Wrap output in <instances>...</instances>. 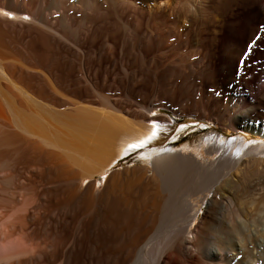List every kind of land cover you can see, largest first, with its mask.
<instances>
[{
    "label": "bare ground",
    "instance_id": "1",
    "mask_svg": "<svg viewBox=\"0 0 264 264\" xmlns=\"http://www.w3.org/2000/svg\"><path fill=\"white\" fill-rule=\"evenodd\" d=\"M141 1L113 6L119 50L109 0H0V264H264V144L164 152L150 116L264 138V0H188L163 36L143 19L174 5Z\"/></svg>",
    "mask_w": 264,
    "mask_h": 264
},
{
    "label": "rangeland",
    "instance_id": "2",
    "mask_svg": "<svg viewBox=\"0 0 264 264\" xmlns=\"http://www.w3.org/2000/svg\"><path fill=\"white\" fill-rule=\"evenodd\" d=\"M121 1L124 2L125 4H127V6H133L135 4L134 6H137V7L138 6L139 7L144 6V7H141V8H145V10H148L147 9V5L144 4L141 0H109L108 6H107L108 17H106V21H107V23L109 25L107 27L110 30V32H109V38H110L111 42L113 44H115V47L117 49L119 48V50L123 46V41L124 40L127 41V39L123 38V37H125V35L122 33L123 32L121 30L122 28L120 29V27H118L116 29V27H114L115 25H113V21H112V18L111 17L115 13V9L113 7L114 4L115 3H118V2H121ZM169 1H170V3H172L174 5V7L173 8L170 7L171 8L170 9V12L169 11L167 12V10L164 11L162 13V15H163L162 16V20H161V17L159 19H156L157 21H159L158 23L155 20V18L153 16L150 17V15H148L149 17L146 16L144 19L142 17H139V18H141V21L142 22L144 20V24L145 25L148 22L154 23L153 26H156V25L159 24L156 27L161 32V36H163L165 34L168 35L169 33L178 34L184 28H186L187 26H189L188 21H187L188 20V15L186 13L187 12V9L190 7L189 1L188 0H186V1L185 0H180V1L179 0H169ZM175 1H177V2L175 3ZM184 2H185V6L183 5ZM175 7H176V9H175ZM178 7H180V8H178ZM180 9H183V10L180 11ZM178 12H180V14ZM3 15L4 16H7L6 14H3ZM97 16H98L97 19L99 17L101 18V14H98ZM100 18H99V21H102V19H100ZM152 18H154V19H152ZM145 19H146V22H145ZM152 20H153V22H152ZM195 22L197 24V28H200V20H199V18H197V20L195 19ZM166 31L168 33H166ZM120 34L122 35V37H120L121 36ZM194 35L195 34H192V35L189 36L190 41H191L190 42L191 43V46H193L194 43H195ZM159 39L160 40H164L161 37H159ZM137 47L139 48V46H138V40H137ZM138 48H136L135 50L137 51L136 53H138L140 55V54H142V52L140 53L138 51H142V50H139ZM131 49H132V47H131ZM119 50H117V51H119ZM194 51H195V49L188 48V49H186L184 51L183 50L182 51L180 50L178 52H175V54H173V55L176 58H178L180 56L181 58H184V60H186V61L188 60V62H189V61L193 60V58H194V55H193L194 54ZM176 53L177 54L179 53V54L177 55ZM185 57H186V59H185ZM139 58H140V56H139ZM145 73L146 72H143L144 76L145 77L148 76V73L147 74H145ZM157 74H158V77L159 78L162 76L159 72H157ZM205 79H208V78L205 77ZM156 82H158V83H156V87H158L160 89L162 88V90H163V87H162V86H164V84H162L163 81H161V79H160V80H157ZM146 83H148V82H145V79H144L143 86H145ZM208 89H210V90L213 89L214 94H216V95L218 94L217 93L216 86L213 87V88H208ZM200 97L198 95H195L193 97V101H198L199 103H204L206 101V98L204 100L203 97H201V98ZM150 116H166L167 118H169V122L168 123L159 124L161 126H164L166 129H168V131H166V132L160 131V137L158 139L159 142L156 145V146H158L160 148L159 149L160 151H164V152H166L168 150L180 151V152L183 151V152L193 153V154H196L198 157H201L202 156L205 159H208V157L203 154V151L202 150L205 149V143H204L205 140L208 139L211 136H218L219 138H221V140L223 142L224 141L225 142L227 141L226 143L231 142V139H236L237 138L236 140L243 142V144L245 145V147L246 146H252V145L257 144V143L259 145L264 144V138L258 137L256 135L249 134V133H244V132H241V131H238L237 133L232 134V136L231 135H226L224 132L221 131V126L218 123L214 122V121L190 120V119H188L186 117L174 115L169 110H166V109H163V108L155 109L152 113H150ZM156 123L158 124V122H155V124ZM195 125H198L197 126L198 132H197V129L194 130V131H196V133H194V134H193V131L186 130V128L192 127V126H195ZM155 128H156V126H155ZM241 138L244 139V140L242 141ZM141 159H143V152H135V151L128 152V154H126L124 156V158L121 159L120 162H118L114 168L108 170L105 174L99 175V176L96 177V179L98 181V185L102 187L104 185L105 181H106V178L114 170L122 169V168H128V167H135V166L141 165L142 164V160ZM210 159H212V158H210ZM199 206H200V209H199V212H198V218H197V220H199L200 218H202L203 212H204V210L202 209V203H200Z\"/></svg>",
    "mask_w": 264,
    "mask_h": 264
},
{
    "label": "snow or ice",
    "instance_id": "3",
    "mask_svg": "<svg viewBox=\"0 0 264 264\" xmlns=\"http://www.w3.org/2000/svg\"><path fill=\"white\" fill-rule=\"evenodd\" d=\"M155 133H153V135H154ZM150 138V137H149ZM132 147H135V145H132Z\"/></svg>",
    "mask_w": 264,
    "mask_h": 264
}]
</instances>
